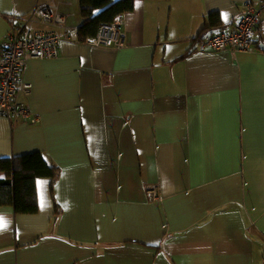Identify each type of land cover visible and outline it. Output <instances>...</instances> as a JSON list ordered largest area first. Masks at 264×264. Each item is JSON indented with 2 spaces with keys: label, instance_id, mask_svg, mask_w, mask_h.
I'll return each instance as SVG.
<instances>
[{
  "label": "crops",
  "instance_id": "obj_1",
  "mask_svg": "<svg viewBox=\"0 0 264 264\" xmlns=\"http://www.w3.org/2000/svg\"><path fill=\"white\" fill-rule=\"evenodd\" d=\"M246 1L136 0L114 49L69 38L79 0H0V52L15 25L47 27L37 8L65 17L58 57L21 76L40 122L0 117V158L58 169L36 214L0 207V264H264V44L195 45Z\"/></svg>",
  "mask_w": 264,
  "mask_h": 264
},
{
  "label": "built area",
  "instance_id": "obj_2",
  "mask_svg": "<svg viewBox=\"0 0 264 264\" xmlns=\"http://www.w3.org/2000/svg\"><path fill=\"white\" fill-rule=\"evenodd\" d=\"M245 3L246 12L231 28L206 39L195 40L196 48L210 52L227 48L235 52H246L255 46V37L264 44V0H247ZM34 16L47 27L41 29L28 23L15 25L0 52V117L9 121L25 120L31 124L39 123L40 116L20 101V93L27 96L32 88L31 84L22 82V73L28 59L47 60L58 57V46L63 36L49 28L65 24L64 15L47 7L37 8ZM122 19L119 16L112 23L103 24L96 38L83 42L94 47L114 49L127 46V32ZM77 33L78 30L72 31L69 38L81 41Z\"/></svg>",
  "mask_w": 264,
  "mask_h": 264
},
{
  "label": "trees",
  "instance_id": "obj_3",
  "mask_svg": "<svg viewBox=\"0 0 264 264\" xmlns=\"http://www.w3.org/2000/svg\"><path fill=\"white\" fill-rule=\"evenodd\" d=\"M82 25L78 29L81 41L97 37L100 27L134 9L136 0H79ZM219 14L210 15L211 28H219ZM220 32V31H219ZM0 207L11 206L18 215H33L39 210L37 179L55 181L58 169L35 152L13 158H0Z\"/></svg>",
  "mask_w": 264,
  "mask_h": 264
},
{
  "label": "snow or ice",
  "instance_id": "obj_4",
  "mask_svg": "<svg viewBox=\"0 0 264 264\" xmlns=\"http://www.w3.org/2000/svg\"><path fill=\"white\" fill-rule=\"evenodd\" d=\"M6 223L7 222L2 217H0V231L4 230Z\"/></svg>",
  "mask_w": 264,
  "mask_h": 264
},
{
  "label": "water",
  "instance_id": "obj_5",
  "mask_svg": "<svg viewBox=\"0 0 264 264\" xmlns=\"http://www.w3.org/2000/svg\"><path fill=\"white\" fill-rule=\"evenodd\" d=\"M211 34H214V32H212V33H210L209 35H207V37H208V36H210ZM262 50H264V47H263V49H262Z\"/></svg>",
  "mask_w": 264,
  "mask_h": 264
},
{
  "label": "clouds",
  "instance_id": "obj_6",
  "mask_svg": "<svg viewBox=\"0 0 264 264\" xmlns=\"http://www.w3.org/2000/svg\"><path fill=\"white\" fill-rule=\"evenodd\" d=\"M220 32H221V31H220ZM215 33H217V32H215ZM215 33H214V34H215ZM211 35H213V34H211ZM208 37H209V36H208ZM206 38H207V37H206ZM206 38H205V39H206Z\"/></svg>",
  "mask_w": 264,
  "mask_h": 264
}]
</instances>
